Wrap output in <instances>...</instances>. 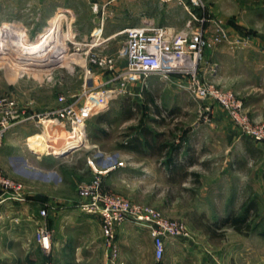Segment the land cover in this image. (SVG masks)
I'll return each instance as SVG.
<instances>
[{
    "label": "rangeland",
    "instance_id": "1",
    "mask_svg": "<svg viewBox=\"0 0 264 264\" xmlns=\"http://www.w3.org/2000/svg\"><path fill=\"white\" fill-rule=\"evenodd\" d=\"M105 1L0 0V97H11L30 112H43L59 104V95L69 98L71 94L81 92L83 87L88 89L95 84L98 85L91 90L92 94L98 89L114 88L116 82L110 80L112 74L103 82L94 78L92 69H105L90 58L120 55L117 49H122L124 29L105 43H93L101 42L109 31L127 20L130 13L121 11L119 4L103 6ZM128 1L125 0V6L129 5ZM195 1L202 6L195 5L196 9L192 6L190 10L203 19L202 25L208 23L203 28L210 36L209 19L212 16L207 11L208 1ZM236 15L240 17L242 14ZM50 28L55 31L54 49L59 51L60 58L49 66L21 68V47L39 42ZM212 49L204 51L203 68L209 65L207 52ZM120 58L124 56L120 55ZM88 69L89 73L86 72ZM171 80L158 79L153 84L136 82L133 83L137 85L136 92L107 95L106 105L95 107L85 122L87 137L84 144L71 149L74 153L70 167L80 165L85 168L88 157L102 158V155L124 149L123 145L128 143L134 142L141 149L143 145L138 143L139 138L152 136L156 138L153 147L159 151L168 146L172 149L173 144L186 149L208 150L211 153L208 162L191 167L183 165L173 172H153L149 178H145L144 172L133 174L121 166L107 175L105 185L133 202L151 205L166 217L183 221L189 237L181 240L195 248L196 254L191 263L186 259L176 264H264V236L259 233L264 229L263 147L257 148L253 140L236 136L231 145L219 133H209L207 128L211 125L213 113L204 121L200 112L201 101ZM221 87L234 91L232 87ZM202 123L204 126L199 125ZM36 128V132L41 133L37 139L41 143L44 139V148L37 152L54 153V145L63 143L59 138H46L41 132L42 127ZM48 129L47 133H52L53 128ZM201 131L203 135L199 138ZM58 133L59 137L64 132ZM226 147L231 151L227 164L222 155ZM156 158V161L162 160L161 156ZM126 165L129 161L125 160ZM70 167L66 173L60 171V175L63 181L80 176L76 191L81 182L93 177L86 169L70 174ZM133 176H138V182L131 181ZM243 187L248 192H242ZM229 213H245L249 231L237 232L226 223ZM39 250L32 244L27 257L21 255L19 260L24 264H52L50 252ZM105 260L107 264H114Z\"/></svg>",
    "mask_w": 264,
    "mask_h": 264
},
{
    "label": "crops",
    "instance_id": "2",
    "mask_svg": "<svg viewBox=\"0 0 264 264\" xmlns=\"http://www.w3.org/2000/svg\"><path fill=\"white\" fill-rule=\"evenodd\" d=\"M191 1L189 4L190 1L187 0H129V5L125 6L127 5L125 0H106L103 6L119 4L120 10L129 12L130 15L116 29L109 31L101 42L94 45L107 42L119 35L121 30L131 26L165 25L179 30L190 19L187 15V12L191 11L190 8H193L192 6L199 8L193 0ZM207 1V11L211 18L221 20L230 38L242 40L238 46L233 47L223 42L207 52V63L215 64V72L211 79L218 85L232 87L241 97L250 118L253 121H260L264 117V0ZM237 13L242 15L234 16ZM200 25H202L200 21L193 20V27ZM210 26L212 27L211 24ZM117 51L120 52L121 49L118 48ZM116 57L107 56L114 61V68L108 69L105 65L104 71L92 69V75L94 78L97 77L96 80L100 79V82H103L110 78L111 74L114 75V72L122 70L124 58H120V55ZM158 79L160 78L157 75H152L146 81L153 84ZM170 79H172L170 82L175 81L184 87L185 79H177L176 76ZM97 85L89 87L96 88ZM129 89L136 92L137 85L132 83ZM213 115L211 125L207 128L209 133H219L231 142V145L235 136L238 139L240 137L250 139L239 133L228 114L219 105H214ZM199 125L204 126L203 123ZM36 130L33 122L18 124L7 131L0 146V168L12 178L23 182L26 193L25 200L18 201L3 198L4 195L0 192V264H24L19 260V256L23 255V258H26L32 244L44 252L35 233L37 226L42 223L51 229L49 252L52 264H107L100 218L82 212L75 206L80 176H72L69 181L65 178L63 181L60 175V171L66 173L67 167L72 165L71 157L74 150L64 155L35 151L28 146L27 137L34 135ZM199 135L201 138L202 131ZM155 140L154 136L139 138L138 143L146 147L141 146V149H138L133 142L123 145L124 149L116 153L105 155L112 156V159L123 157L129 161V165L124 168H128L133 174L144 172L145 178H149L153 172H173L178 171L183 165L199 166L210 161L211 153L208 150L186 149L182 145L173 144L172 149L168 146L162 147L159 151V148L153 147ZM253 143L257 148L264 149V142L253 140ZM222 155L227 164L231 155L230 147H226ZM158 156H161L162 160L156 161ZM97 159L100 162V158ZM70 168H72L70 174L86 169L91 176L93 175L89 165L85 168L80 165ZM112 172L111 170L105 175L106 184V177ZM138 179V176H133L130 180L138 182ZM241 191L248 192L244 187ZM44 205H47V214L41 216L39 210ZM181 239L183 238H167L163 259L157 263L153 240L148 231L134 223L124 222L115 230L117 260L119 264H176L186 259L191 263L196 250L183 243Z\"/></svg>",
    "mask_w": 264,
    "mask_h": 264
},
{
    "label": "built area",
    "instance_id": "3",
    "mask_svg": "<svg viewBox=\"0 0 264 264\" xmlns=\"http://www.w3.org/2000/svg\"><path fill=\"white\" fill-rule=\"evenodd\" d=\"M193 1L196 5L202 6L195 0ZM189 13L190 19L179 30L165 25L125 28L123 30L125 40L120 51L125 63L122 70L115 72L116 74L110 79L116 82L112 89L111 87L102 88L92 94L93 88H84L77 94H71L69 98L59 95V104L43 112H30L13 98L0 97V146L10 128L25 122H33L36 127H42L41 132L46 138L55 139L56 132L69 133L64 144L54 145L56 154L69 146L76 144L81 146L87 137L85 122L93 109L106 105V97L110 93L125 91L131 93L130 84L136 82L144 84L152 75H157L162 80L170 79L174 75L185 79L184 87L195 99L201 101L200 112L204 121H207L213 113L214 105H219L243 136L256 142H264V117L260 121H253L242 99L234 91L219 86L211 79L215 72V64H209L204 68L202 65L204 51L207 48H215L223 42L233 47L238 46L242 43L241 38H230L224 24L216 18L209 19L212 34L208 36L202 25L193 27V20L202 22L203 19L196 17L191 11ZM90 60L112 69L113 60L111 58L92 57ZM86 72L89 73V69ZM48 128H53L52 133H47ZM40 134L36 132L34 136L39 138ZM79 136L82 138L77 140ZM39 141L36 138L33 143L44 146V139L42 143ZM27 144L32 148L31 141L27 140ZM87 164L92 170L93 177L78 185V199L75 206L82 212L100 218L105 257L111 263L118 264L116 262L118 249L115 244V230L124 222H131L146 228L153 240L157 263L163 259L167 238L186 239L189 237L183 221L168 218L159 209L148 204L133 202L106 187L105 175L115 168L125 166L122 159H112L110 155H102L99 162L98 159L90 156L87 158ZM0 192L4 195L3 198L25 200L23 182L7 175L1 168ZM39 214L41 216L47 214V205L40 208ZM37 239L44 252H48L51 243V229L46 224H39Z\"/></svg>",
    "mask_w": 264,
    "mask_h": 264
},
{
    "label": "bare ground",
    "instance_id": "4",
    "mask_svg": "<svg viewBox=\"0 0 264 264\" xmlns=\"http://www.w3.org/2000/svg\"><path fill=\"white\" fill-rule=\"evenodd\" d=\"M55 42H56L55 31L52 28H50L45 31L43 36L39 39V42L36 41V43H31V44L24 45L23 47H21L22 50L19 53L20 62H22L23 64V67L21 68L28 69L30 67H35L34 65L49 66L53 62L57 61L60 58V53L58 50L54 49ZM57 133L58 132H56V138L61 139L63 143L67 140L69 136V133L64 132L62 136L58 137L59 133L58 134ZM34 138L35 136L33 135V136H30L27 140L32 142V148H35L36 151H41L42 148L44 147L33 143L35 140ZM80 138L82 137L80 136L77 137V140H80Z\"/></svg>",
    "mask_w": 264,
    "mask_h": 264
},
{
    "label": "trees",
    "instance_id": "5",
    "mask_svg": "<svg viewBox=\"0 0 264 264\" xmlns=\"http://www.w3.org/2000/svg\"><path fill=\"white\" fill-rule=\"evenodd\" d=\"M226 223L231 225L237 232H248L250 229V224L247 222L246 214H234L229 213L225 219ZM264 236V229L259 232Z\"/></svg>",
    "mask_w": 264,
    "mask_h": 264
},
{
    "label": "water",
    "instance_id": "6",
    "mask_svg": "<svg viewBox=\"0 0 264 264\" xmlns=\"http://www.w3.org/2000/svg\"><path fill=\"white\" fill-rule=\"evenodd\" d=\"M79 146H80V144H76L75 146H69L68 148L64 149L62 152L58 153V155H64V154L68 153L69 150H71L72 148L79 147Z\"/></svg>",
    "mask_w": 264,
    "mask_h": 264
}]
</instances>
